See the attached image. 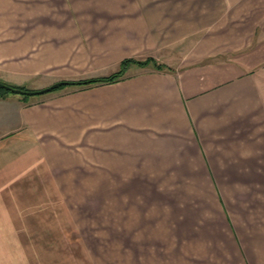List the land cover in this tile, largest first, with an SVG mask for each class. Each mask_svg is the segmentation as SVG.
I'll use <instances>...</instances> for the list:
<instances>
[{
	"label": "crops",
	"instance_id": "crops-1",
	"mask_svg": "<svg viewBox=\"0 0 264 264\" xmlns=\"http://www.w3.org/2000/svg\"><path fill=\"white\" fill-rule=\"evenodd\" d=\"M146 60L0 93V264H264V0H0V84Z\"/></svg>",
	"mask_w": 264,
	"mask_h": 264
},
{
	"label": "rangeland",
	"instance_id": "rangeland-1",
	"mask_svg": "<svg viewBox=\"0 0 264 264\" xmlns=\"http://www.w3.org/2000/svg\"><path fill=\"white\" fill-rule=\"evenodd\" d=\"M16 96L24 97L22 95H16ZM84 209L85 210H92V205L88 204L85 206ZM88 228L91 230V232H88V230H87ZM98 230H100V229H98ZM101 230H102V228H101ZM93 231L95 232L96 229L91 228V225H90L86 228V230L84 232L82 231L81 233L86 235V239H87V237H89L93 233ZM69 244L70 245H69L68 258H67V256H65L67 253L66 251H62L60 249H59V251H51V250L46 251V250H43V248H42V249H35V250H25L24 252H21V258H20L21 262H36V264H61L66 259H67V262H76V254H75L76 252L73 250V243L71 242ZM86 244L89 245L88 242H86ZM75 245H76V243H75ZM89 246H91V245H89ZM84 250L86 251V254L88 255L90 252L88 247L84 246ZM81 252L83 254H85V252L83 250H81ZM71 253H73L74 255H71ZM12 259L13 258L8 255V252H5L4 262H13ZM52 260H53V262H52Z\"/></svg>",
	"mask_w": 264,
	"mask_h": 264
},
{
	"label": "trees",
	"instance_id": "trees-1",
	"mask_svg": "<svg viewBox=\"0 0 264 264\" xmlns=\"http://www.w3.org/2000/svg\"><path fill=\"white\" fill-rule=\"evenodd\" d=\"M129 63H137L138 65L143 66V67L152 65L154 68L158 70L163 69V66L157 65L153 60H146L144 62L124 61L120 67V70L113 75H110L108 77H103V78H95V79L83 80V81H77V82H68V83L63 84L61 87L73 86V87H78V88H85V87L115 83L123 79L125 66L128 65ZM15 89H19L22 91H28L22 88H15ZM0 93H5V91H0ZM24 97H28V96H24Z\"/></svg>",
	"mask_w": 264,
	"mask_h": 264
},
{
	"label": "water",
	"instance_id": "water-1",
	"mask_svg": "<svg viewBox=\"0 0 264 264\" xmlns=\"http://www.w3.org/2000/svg\"><path fill=\"white\" fill-rule=\"evenodd\" d=\"M63 84H65V83H56V84L50 86L49 88H47L45 90H41V91H22L19 89H14V88H11L9 86L0 84V91L9 92V93L15 94V95L33 97V96H38V95H43L45 93H49V92L61 87Z\"/></svg>",
	"mask_w": 264,
	"mask_h": 264
}]
</instances>
